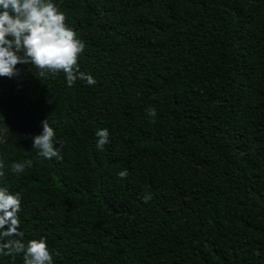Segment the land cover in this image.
Wrapping results in <instances>:
<instances>
[{"label": "trees", "instance_id": "1", "mask_svg": "<svg viewBox=\"0 0 264 264\" xmlns=\"http://www.w3.org/2000/svg\"><path fill=\"white\" fill-rule=\"evenodd\" d=\"M0 264H264V0H0Z\"/></svg>", "mask_w": 264, "mask_h": 264}]
</instances>
